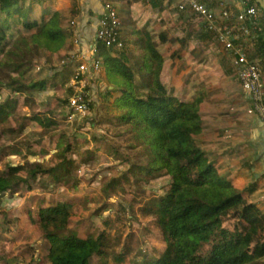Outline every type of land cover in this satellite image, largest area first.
Wrapping results in <instances>:
<instances>
[{
	"label": "rangeland",
	"instance_id": "rangeland-1",
	"mask_svg": "<svg viewBox=\"0 0 264 264\" xmlns=\"http://www.w3.org/2000/svg\"><path fill=\"white\" fill-rule=\"evenodd\" d=\"M28 5L29 15L39 22L43 16L49 17L55 11H60L62 15L66 11L70 20L66 18L73 27L71 19L78 14L77 0H49L46 5H40V0H28L25 6ZM175 16L176 20H180L179 14ZM10 23L9 48L16 38L30 35L18 24L16 14ZM183 26L179 21L173 24L169 22L168 31L176 39L168 45L161 43V35L165 34L160 31L161 28L156 29L153 35L160 42L156 47L166 59L164 64L168 62L170 65L168 73L176 72L181 64H176V58L182 54L178 43L183 46L192 44L199 51L188 47L185 52L184 62L193 64L186 65L184 80L189 82L191 79L194 89L203 87L212 96L217 95L222 88L231 84L227 83L228 78L236 80L228 59L223 53H218L220 48L213 36L199 34L201 38L198 41ZM75 48L74 37H70L58 53L40 51V45L34 43L25 48L22 57L28 68L25 80L31 84L46 81L44 91L36 88L19 96L14 95L9 84L13 79H18V75L0 69V83L5 85L1 90L0 105L12 97L18 98L8 120L0 125V173L5 174L9 166L20 165L24 169V177L28 178L31 170L38 167L50 169L64 160L65 156L58 153L60 144L74 145L70 155L69 178L54 181L53 177L40 176L30 189L24 186L2 196L0 264H49L46 259L49 243L44 241L39 230V212L41 207L49 208L58 202L73 204L68 227L82 238L90 235L97 238L104 233L107 243L104 255L91 259V264H152L161 257L166 244L150 211L157 210L158 204L167 197L172 180L157 175L154 179L149 177L150 181L143 177L141 181H136L129 174V168L137 171L136 166L147 165L150 154L130 127L117 121L116 114L106 109L102 94L109 81L103 60L101 72L97 76H90L86 85L90 98L98 94L101 101L92 105L90 115L85 119L67 117L71 113L68 100L78 91L76 86H71L72 79L78 65L82 64L78 62ZM125 52L130 59L128 65L135 68L136 82L140 83L139 52L132 44H126ZM2 56L0 52V61ZM164 76L161 74L163 84L166 82V78L163 82ZM47 111L52 112L50 117L59 124L56 128L45 129L32 121L35 113L40 116ZM63 136L65 140H62ZM199 137L204 144L210 140L211 131L202 132ZM125 161L129 162L128 167L124 165ZM256 264H264V257Z\"/></svg>",
	"mask_w": 264,
	"mask_h": 264
},
{
	"label": "trees",
	"instance_id": "trees-1",
	"mask_svg": "<svg viewBox=\"0 0 264 264\" xmlns=\"http://www.w3.org/2000/svg\"><path fill=\"white\" fill-rule=\"evenodd\" d=\"M27 1L0 0L3 55L0 69L18 75L9 84L18 96L36 88L44 91L47 85L44 80L38 84L26 82L28 68L22 60L25 48L34 43L40 45V51L58 53L73 32L60 11L43 16L40 22L33 20L27 11L30 5L25 6ZM48 3L49 0H40V5ZM14 14L18 24L30 35L16 38L9 48ZM134 35L136 39L131 44L140 56V83L136 82L135 68L128 65L127 52L107 49L100 43L97 48L109 81L102 94L106 109L116 114L117 121L130 127L150 154L147 165L136 166L137 171L129 168V174L136 181L143 178L150 181L157 175L172 180L167 197L158 204L157 210L150 211L166 244L161 257L152 264H256L264 257V215L220 173L210 152L204 149L199 137L204 130L202 98L186 102L175 97L161 81L164 59L151 34L137 30ZM257 52L264 55L263 43L258 45ZM4 86L0 83V94ZM17 100L12 97L0 105V125L8 120ZM100 101L101 97L94 95L88 116L92 105ZM50 114L51 111L40 116L35 113L32 121L45 129L56 128L59 124ZM65 139L63 136L62 140ZM58 147V153L65 158L55 167H38L30 171L28 178L24 177L20 165L9 166L5 174L0 173V201L9 191L24 186L30 189L40 176L53 177L54 181L68 177L74 145L65 143ZM1 153L0 148V160ZM124 165L128 167L129 162L125 161ZM72 213L73 204L69 202L40 209L38 226L44 241L49 243L46 256L49 264H91V259L104 255L107 246L104 233L97 238L94 235L82 238L68 227Z\"/></svg>",
	"mask_w": 264,
	"mask_h": 264
},
{
	"label": "crops",
	"instance_id": "crops-1",
	"mask_svg": "<svg viewBox=\"0 0 264 264\" xmlns=\"http://www.w3.org/2000/svg\"><path fill=\"white\" fill-rule=\"evenodd\" d=\"M184 1L77 0L78 10L76 8V11L78 14H75L76 17L71 19L73 25L71 37L79 41L74 50H76L77 56H86L90 48L97 43L96 36L104 13V2L112 3L117 9L121 21V36L124 42L129 45L136 39L135 31L146 29L145 31H148L153 37L155 30L160 28V31L165 33L160 34L164 38L161 43L164 45L174 43L176 38L171 35V31L168 29L172 27L171 25L169 27V22L173 24L177 21L188 29L187 31L193 38H198V41L201 38L199 34L210 35L191 12H179L178 7ZM219 2L236 11L240 7L237 0H219ZM63 14L68 18V12L65 11ZM176 14L181 16L180 20L174 18ZM189 19L191 21H188ZM260 23L264 28L263 13L260 16ZM122 31L128 32V34L126 35ZM153 43L155 47L160 45L156 36L153 37ZM260 43L264 44V32L259 40L249 43V56L258 61L264 71V55L257 52ZM178 45L182 50L180 57L176 58V64L181 62L178 68L180 70L177 69L170 75V72L168 73L170 65L165 62L162 72V76L165 74L162 77L163 82L166 78L164 85L175 97L186 102H194L196 99L202 98L200 111L204 123L203 134L211 131V138L210 140L206 139L208 142L205 141L204 149L210 152L211 159L216 163L220 173L230 180L235 188L243 192L249 202L254 203L264 215V122L256 114L249 94L242 90L236 69L227 56L230 70L234 72L236 80L228 78L227 83L230 82L231 84H228L230 86L227 85L228 88H222L217 95L212 96L203 87L194 89L191 79L189 82L184 80V76L187 75L186 65L193 64L184 62L185 52L188 47L197 52L199 49L192 44L183 46L178 43ZM218 53H220V49ZM164 60L166 61V59ZM182 81L185 82L181 85ZM210 141L211 145L209 146Z\"/></svg>",
	"mask_w": 264,
	"mask_h": 264
},
{
	"label": "built area",
	"instance_id": "built-area-1",
	"mask_svg": "<svg viewBox=\"0 0 264 264\" xmlns=\"http://www.w3.org/2000/svg\"><path fill=\"white\" fill-rule=\"evenodd\" d=\"M239 10L224 6L219 0H185L178 9L195 15L198 23L213 36L216 44L232 62L242 90L249 94L256 114L264 122V71L258 61L249 56V43L259 40L264 32L260 25L262 9L254 0H237ZM121 21L115 6L104 2V13L97 31V43L86 56H78V65L71 86L78 91L68 100L71 113L67 117H88L92 98L86 91L90 76L101 72L103 58L97 44L107 49L124 50L126 43L121 36ZM78 44L79 41L75 40ZM87 76V80H86Z\"/></svg>",
	"mask_w": 264,
	"mask_h": 264
},
{
	"label": "water",
	"instance_id": "water-1",
	"mask_svg": "<svg viewBox=\"0 0 264 264\" xmlns=\"http://www.w3.org/2000/svg\"><path fill=\"white\" fill-rule=\"evenodd\" d=\"M254 1L264 12V0H254Z\"/></svg>",
	"mask_w": 264,
	"mask_h": 264
}]
</instances>
